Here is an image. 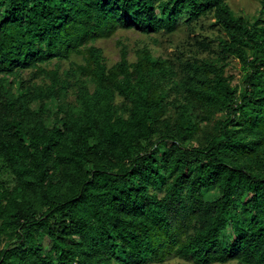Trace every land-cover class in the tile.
Returning a JSON list of instances; mask_svg holds the SVG:
<instances>
[{"label":"trees","instance_id":"1","mask_svg":"<svg viewBox=\"0 0 264 264\" xmlns=\"http://www.w3.org/2000/svg\"><path fill=\"white\" fill-rule=\"evenodd\" d=\"M208 13L214 52L181 69L148 45L133 60L124 45L109 64L95 43ZM71 85L75 100L50 114L48 99ZM172 256L264 264V18L228 0H0V264Z\"/></svg>","mask_w":264,"mask_h":264},{"label":"rangeland","instance_id":"2","mask_svg":"<svg viewBox=\"0 0 264 264\" xmlns=\"http://www.w3.org/2000/svg\"><path fill=\"white\" fill-rule=\"evenodd\" d=\"M232 10L237 14H242L248 19H254L256 17L264 18V10L262 9L261 0H228ZM214 17L211 13L200 18L199 21L185 23L179 26L173 32L156 31L145 33L136 28H120L113 35L109 37L99 38L95 41L97 45H100L109 64L116 62L121 56V49L126 45L129 51L130 59L136 58V50L143 46L148 45L152 48L156 55H163L171 58L175 61L176 66L181 69L183 66L182 61L190 60L194 56H204L212 54L216 47V37L220 33L218 27L213 25ZM230 63L227 66L229 73L235 74L234 83L240 81L242 75L241 63L237 57H230ZM81 60L80 55H72L69 59L61 60L60 71L68 69L70 72L74 71V62ZM54 59L51 63V67L54 66ZM31 69L21 71L18 75L20 78L28 79L32 76ZM64 75V73H61ZM73 76V74H71ZM41 80V78H40ZM73 80V79H72ZM93 87V84H89ZM76 86L71 85L69 87L68 94L63 92L57 97H51L47 101V109L50 114L54 115L58 111L60 104L65 102H72L75 99ZM34 107H37L36 101L32 103ZM66 106V105H65ZM225 117V111H216L213 117ZM213 120V118H212ZM196 140L193 142L195 143ZM189 142V141H188ZM187 142V143H188ZM192 145V141L189 142ZM12 184L14 183L11 181ZM219 195L218 189L209 187L206 191V197L208 199H215ZM228 234L223 232L224 242L228 240ZM43 242L46 250L51 246V239L45 235ZM5 243V242H4ZM155 264H195L191 261H187L177 256H172L167 259L166 262ZM211 264H242L239 259H231L227 262H213Z\"/></svg>","mask_w":264,"mask_h":264}]
</instances>
